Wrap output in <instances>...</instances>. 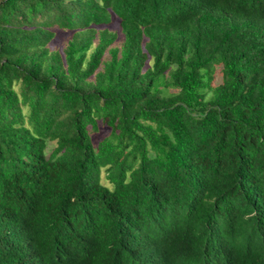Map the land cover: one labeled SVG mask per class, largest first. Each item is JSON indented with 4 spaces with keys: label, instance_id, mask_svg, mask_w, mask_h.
<instances>
[{
    "label": "trees",
    "instance_id": "trees-1",
    "mask_svg": "<svg viewBox=\"0 0 264 264\" xmlns=\"http://www.w3.org/2000/svg\"><path fill=\"white\" fill-rule=\"evenodd\" d=\"M0 264H264V0H0Z\"/></svg>",
    "mask_w": 264,
    "mask_h": 264
},
{
    "label": "rangeland",
    "instance_id": "rangeland-1",
    "mask_svg": "<svg viewBox=\"0 0 264 264\" xmlns=\"http://www.w3.org/2000/svg\"><path fill=\"white\" fill-rule=\"evenodd\" d=\"M106 27H108L109 29H112V30H116L119 35H120V32H119V29H118V26H117V19L116 18H113L112 21L110 23H108V25H106ZM63 38V35L62 34H58L55 36L54 40H53V47H58L60 44H61V39ZM151 64V61H147V66ZM220 81V77H217V82ZM108 133V128L107 127H104L102 126L101 124L99 125V129L96 133L92 134V141L94 143V145L100 140L102 139L106 134ZM53 146V143H49V147ZM49 147L47 148V151L49 150ZM100 179L103 183L109 185L107 179L105 178V171L103 170V168L101 169V172H100Z\"/></svg>",
    "mask_w": 264,
    "mask_h": 264
}]
</instances>
